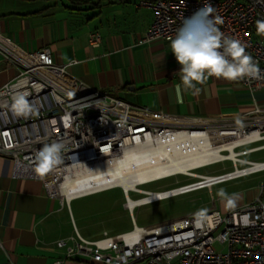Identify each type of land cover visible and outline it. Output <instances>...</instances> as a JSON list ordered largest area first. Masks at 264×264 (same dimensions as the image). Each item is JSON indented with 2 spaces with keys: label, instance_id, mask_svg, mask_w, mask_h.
Here are the masks:
<instances>
[{
  "label": "built area",
  "instance_id": "obj_1",
  "mask_svg": "<svg viewBox=\"0 0 264 264\" xmlns=\"http://www.w3.org/2000/svg\"><path fill=\"white\" fill-rule=\"evenodd\" d=\"M205 4L216 10L213 17L222 18L218 27L224 36L239 40L261 69L258 78L231 82L251 93L264 90V43L255 37L256 21L264 20V0H140L137 7L149 9L153 17L143 41L169 43L181 21ZM88 39L92 46H97L100 36L90 33ZM0 54L17 69L16 76L0 88V157L10 160L12 177L40 181L49 198L68 203L63 195L65 190L99 175L108 162L117 161L125 152L158 143L173 151L183 142L210 140L218 148L219 157L189 172L224 162L231 163L233 168L232 172L210 176V185L264 169V163H258L262 168L253 169L257 162L244 159L264 149V145H259L264 141V111L233 118L152 112L89 88L70 75L66 66L55 64L48 49L25 52L0 35ZM25 91L30 93L27 99L38 109L28 118L15 116L12 111V98ZM235 139L246 142L231 151L220 148ZM56 140L66 145L63 163L52 171L36 173L35 153ZM249 146L253 147L243 149ZM175 176L185 175L163 176L127 191L116 186L85 191L72 198L120 189L132 229L114 236L104 233L94 241L77 233L68 240H58L56 247L62 251V258L49 264H64L66 260L91 264H264V203L259 199L221 214L211 198L206 209L137 226L132 216L135 208L210 186H202L206 175L195 173L189 176L195 181L169 190L151 192L141 188ZM129 193L141 195L133 200L132 207ZM169 255L173 257L170 260L166 259Z\"/></svg>",
  "mask_w": 264,
  "mask_h": 264
},
{
  "label": "crops",
  "instance_id": "obj_2",
  "mask_svg": "<svg viewBox=\"0 0 264 264\" xmlns=\"http://www.w3.org/2000/svg\"><path fill=\"white\" fill-rule=\"evenodd\" d=\"M139 1L0 0V35L25 52L48 49L55 64L66 66L69 74L86 86L131 106L202 118H233L264 111V90L251 93L240 84L215 77L198 85L199 91L183 92L182 102H177L174 86L180 82V66L169 43L143 41L153 17L149 9L137 7ZM90 33L100 36L97 46L90 44ZM255 37L264 43V36L256 33ZM73 60L79 63L68 67ZM16 74V67L0 54V88ZM223 184L225 193L235 194V201L230 206L219 195L216 199L211 196L221 214L255 199L264 203V169L205 188ZM76 199L67 203L49 198L40 181L12 177L10 160L0 157V264H49L62 258V251L56 247L58 240H68L77 233L94 241L104 233L114 236L132 229L123 203L130 217L129 231H103L96 238L82 235L70 207ZM64 264L91 263L66 260Z\"/></svg>",
  "mask_w": 264,
  "mask_h": 264
},
{
  "label": "clouds",
  "instance_id": "obj_3",
  "mask_svg": "<svg viewBox=\"0 0 264 264\" xmlns=\"http://www.w3.org/2000/svg\"><path fill=\"white\" fill-rule=\"evenodd\" d=\"M215 9L205 4L191 16L185 17L169 38V49L180 66L177 75L179 83L174 86L177 102H182L183 92L199 91L210 77L238 81L248 77H259L261 69L253 57L246 53L245 46L235 39L224 36L218 27L223 23L219 16L213 17ZM257 34L264 36V20L256 21ZM70 61L68 67L78 64ZM28 92H21L12 98V111L15 116L28 118L38 112L35 105L27 99ZM66 148L62 140L44 144L35 153L34 171L43 174L54 170L63 163ZM228 205L234 204L235 194L229 196L223 189L218 193ZM171 255L166 259H172Z\"/></svg>",
  "mask_w": 264,
  "mask_h": 264
},
{
  "label": "rangeland",
  "instance_id": "obj_4",
  "mask_svg": "<svg viewBox=\"0 0 264 264\" xmlns=\"http://www.w3.org/2000/svg\"><path fill=\"white\" fill-rule=\"evenodd\" d=\"M250 147L253 146L244 147L243 149ZM244 159L264 160V151L247 155ZM231 170V163L224 162L202 168L194 173L214 176ZM193 181L195 180L188 176H175L144 185L141 188L146 191L161 192ZM222 186L224 184L213 186L210 190L207 188L200 189L170 199L147 204L135 208L132 211V216L138 226H146L165 219L206 209L211 205V196L216 199ZM129 197L135 200L140 198L141 195L129 193ZM123 203L124 200L120 189L114 188L110 191L76 199L71 202L70 207L76 226L81 234L96 238L103 231L109 234H115L131 229L130 217L128 212L123 208Z\"/></svg>",
  "mask_w": 264,
  "mask_h": 264
},
{
  "label": "bare ground",
  "instance_id": "obj_5",
  "mask_svg": "<svg viewBox=\"0 0 264 264\" xmlns=\"http://www.w3.org/2000/svg\"><path fill=\"white\" fill-rule=\"evenodd\" d=\"M246 139H235L230 144H223L221 149L232 150V148L242 145ZM218 148L213 147L210 140H199L196 143L183 142L173 151H167L161 144L150 148H135L124 153L117 161L106 164L99 175L94 176L85 183L77 184L64 191L65 198L70 201L77 195H82L85 191H99L105 187H120L127 191L136 184L158 179L163 176L176 173L185 176H194V172H189L194 168L202 167L218 156ZM233 151L230 158L233 157ZM263 165L256 163L253 169H260ZM210 176H206L207 182L211 181ZM210 185V183H206ZM202 186H206L202 184ZM137 203V202H136ZM135 202L129 199V206Z\"/></svg>",
  "mask_w": 264,
  "mask_h": 264
},
{
  "label": "water",
  "instance_id": "obj_6",
  "mask_svg": "<svg viewBox=\"0 0 264 264\" xmlns=\"http://www.w3.org/2000/svg\"><path fill=\"white\" fill-rule=\"evenodd\" d=\"M206 183H210V181H208V182H207V180L203 181V184L207 185Z\"/></svg>",
  "mask_w": 264,
  "mask_h": 264
}]
</instances>
